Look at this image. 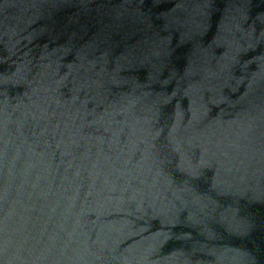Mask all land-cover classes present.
Returning a JSON list of instances; mask_svg holds the SVG:
<instances>
[{"label":"water","instance_id":"water-1","mask_svg":"<svg viewBox=\"0 0 264 264\" xmlns=\"http://www.w3.org/2000/svg\"><path fill=\"white\" fill-rule=\"evenodd\" d=\"M0 264H264V0H0Z\"/></svg>","mask_w":264,"mask_h":264}]
</instances>
